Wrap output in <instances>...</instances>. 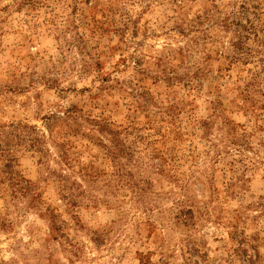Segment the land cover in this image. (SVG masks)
Listing matches in <instances>:
<instances>
[{"label":"rangeland","instance_id":"rangeland-1","mask_svg":"<svg viewBox=\"0 0 264 264\" xmlns=\"http://www.w3.org/2000/svg\"><path fill=\"white\" fill-rule=\"evenodd\" d=\"M0 264H264V0H0Z\"/></svg>","mask_w":264,"mask_h":264},{"label":"trees","instance_id":"trees-1","mask_svg":"<svg viewBox=\"0 0 264 264\" xmlns=\"http://www.w3.org/2000/svg\"><path fill=\"white\" fill-rule=\"evenodd\" d=\"M76 120H78V118H76ZM68 121L70 122V120H68ZM74 126H75L77 134H82L83 136L86 135V134H83L85 132V130H86V127H89V126L84 125V124H79V125H74ZM211 126H212L211 122H207L204 125V127L206 129H208V130H210L212 128ZM102 131H103V133H107L104 129ZM110 134H113L111 136L112 137V140H111L112 143L116 142V141H119V142L121 141V140H119V137H118V136H120V133L118 131L111 130ZM115 139H117V140H115ZM103 146L106 147L107 149H109L108 154H109L110 157H112L114 159V161H117L118 159H120V160L123 159L122 150H118V148L122 147V146H120V143L117 144V145H114V146L106 145V144L103 143ZM121 163L122 162H120L119 164H121ZM127 166H128V163L126 162V166L125 167H127ZM55 175H57L56 172H55ZM88 203H89L88 207H93L95 204H97V203L92 204V202H88ZM78 205L81 206V204L79 202H75L74 206L78 207Z\"/></svg>","mask_w":264,"mask_h":264}]
</instances>
